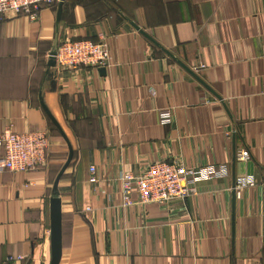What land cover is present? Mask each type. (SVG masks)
<instances>
[{
	"label": "crops",
	"instance_id": "1",
	"mask_svg": "<svg viewBox=\"0 0 264 264\" xmlns=\"http://www.w3.org/2000/svg\"><path fill=\"white\" fill-rule=\"evenodd\" d=\"M55 1L37 21L0 22V134L50 140L41 169L0 170V264H51L50 201L70 147L42 100L74 152L58 186L61 264H264V0H65L60 17ZM70 40L105 42V72L49 76L50 54ZM158 161L230 175L186 200L123 207L118 176ZM234 176L256 185L237 189L233 236Z\"/></svg>",
	"mask_w": 264,
	"mask_h": 264
},
{
	"label": "built area",
	"instance_id": "2",
	"mask_svg": "<svg viewBox=\"0 0 264 264\" xmlns=\"http://www.w3.org/2000/svg\"><path fill=\"white\" fill-rule=\"evenodd\" d=\"M54 0H0V22L6 13L17 16L28 15L32 21L38 20V14L44 6L53 7ZM109 49L105 42L93 41L64 42L57 48L56 66L58 69L103 68L108 65ZM173 121L171 109L160 110V123L164 126ZM0 147L4 149V158L0 170L12 173L36 171L47 165L50 149L48 132L35 131L18 133L8 127L0 134ZM240 161H248L250 153L243 150L238 155ZM96 168L91 167V181L97 182ZM230 175L227 166H203L191 168L180 163L158 161L151 164L139 176L123 172L118 177L123 195L122 206H140L147 204H167L173 200H186L198 193L197 185L207 181L226 179ZM253 177L236 180V189L255 186ZM89 210V208L87 209ZM8 262L23 261V256L9 257Z\"/></svg>",
	"mask_w": 264,
	"mask_h": 264
},
{
	"label": "water",
	"instance_id": "3",
	"mask_svg": "<svg viewBox=\"0 0 264 264\" xmlns=\"http://www.w3.org/2000/svg\"><path fill=\"white\" fill-rule=\"evenodd\" d=\"M59 7H58V17H60L62 10H63V6L65 4V0H59ZM133 27H135L138 31H140L150 42H152L153 44H155L157 47H160L163 52L167 55L170 56L171 58H173L176 62H178V64L183 68L186 69L194 78H196L200 83H202L211 93L212 90L211 88H209V86L207 84H205V82H203V80L201 78H198L197 75L194 73V71L190 70L185 64H183L182 62H180L179 60H177L175 58V56L169 51L164 49L162 46H160L154 38L150 37L148 34H146L144 31H142L138 26H136L135 24H133ZM56 55H57V51L53 52L50 54L49 60H48V75L51 76L52 73L51 71L53 69H55L56 66ZM103 73L105 72V68H103ZM219 100H221V97H219V95H216L215 93H213ZM41 105L44 109V111L46 112V114L49 115L50 119L52 120L53 124L55 125L56 128H58V130L61 131L63 137L65 138V140L68 143V146L70 147V154L67 160V163L64 165V167L62 168V170L59 172L58 176H57V180L55 182L53 191H52V195L53 197L51 198L50 201V227H51V264H61V257H62V252H63V243H62V237H63V226H62V210H61V199L59 197L58 194V186H59V182L61 180V176L63 175V173L69 168L71 161L73 159V148L70 145V143L67 140V137L65 136L63 130L61 129L58 121H56V119L53 117V115L50 113V111L48 110L46 104L44 103V101H41ZM233 215H232V222H233V236H234V230H235V200H236V196H237V189H236V177L234 176V183H233Z\"/></svg>",
	"mask_w": 264,
	"mask_h": 264
},
{
	"label": "trees",
	"instance_id": "4",
	"mask_svg": "<svg viewBox=\"0 0 264 264\" xmlns=\"http://www.w3.org/2000/svg\"><path fill=\"white\" fill-rule=\"evenodd\" d=\"M55 1V0H54ZM56 2V1H55ZM54 5H55V3H54Z\"/></svg>",
	"mask_w": 264,
	"mask_h": 264
}]
</instances>
